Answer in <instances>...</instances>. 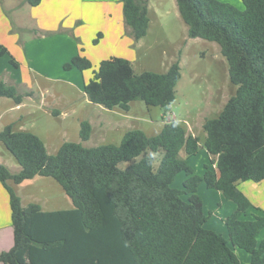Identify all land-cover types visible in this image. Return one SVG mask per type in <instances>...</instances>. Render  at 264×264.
I'll return each instance as SVG.
<instances>
[{
	"label": "trees",
	"instance_id": "1",
	"mask_svg": "<svg viewBox=\"0 0 264 264\" xmlns=\"http://www.w3.org/2000/svg\"><path fill=\"white\" fill-rule=\"evenodd\" d=\"M27 1L35 6L41 0ZM122 1L125 21L139 40L149 29L148 0ZM242 2L243 7L222 0H176L188 36L219 44L230 81L237 86L218 116L204 122L203 144L176 119L153 136L131 129L118 145L87 147L67 141L54 154L31 131L12 125L0 131V141L20 165L18 172H12L0 164V183L9 196L14 229V244L0 253L1 262L241 264L232 247L237 245L251 255L250 264H264V239L258 241L264 214L244 218L252 203L238 187L241 181L264 179V0ZM101 36L99 32L94 43ZM7 53V47L0 45V55ZM10 62L18 66L13 56ZM64 68L92 69L84 85L89 101L126 111L138 99L168 107L181 78L179 60L166 72L136 73L127 58L110 56L94 68L89 57L78 53ZM0 97L17 105L23 102L16 86L2 80ZM80 134L83 140L90 138L89 121L81 122ZM201 147L211 158L203 174H197L188 159ZM182 149L187 158L180 157ZM153 152L158 156L150 158ZM180 173L186 179L177 188L173 182ZM38 175L59 182L73 207L44 210L36 202L22 205L9 182L21 184ZM202 182L237 205L225 219L228 238L205 226L209 216L198 194Z\"/></svg>",
	"mask_w": 264,
	"mask_h": 264
},
{
	"label": "rangeland",
	"instance_id": "2",
	"mask_svg": "<svg viewBox=\"0 0 264 264\" xmlns=\"http://www.w3.org/2000/svg\"><path fill=\"white\" fill-rule=\"evenodd\" d=\"M98 1L81 8L97 10ZM222 1L243 7L242 0ZM150 5V33L140 46L134 47L128 35H124L121 42H116L115 38L104 46H95L92 40L98 34L92 33L87 25L80 33L84 39L81 44L94 62L99 58L96 56L107 58L120 54L131 61L136 73L145 70L166 72L175 59L179 60L181 78L176 86V98L168 108L150 106L138 99L132 101L130 109L126 111L118 106L109 109L89 101L84 85L92 76V69L80 71L77 68H64V64L71 60L76 42L64 36L38 37L36 43L39 49H32V55L26 61L20 60L15 51L0 55V80L15 85L18 92L23 94V105L19 107L11 98L0 97V131L6 125H12L15 130L31 131L44 141L48 152L54 154L67 141L79 142L87 147L109 143L118 145L125 132L131 129H142L149 136L156 135L169 120V114L173 113L172 120H179L187 133L199 136L203 144L206 138L204 122L207 118L218 116L236 92L237 86L229 78L228 61L218 43L188 36V26L179 13L176 0H151ZM116 10L114 7L112 15L117 18ZM75 12L77 14L78 10ZM87 19L85 16L83 21ZM114 33L117 35L116 31ZM11 56L19 58L17 67L10 62ZM43 89L51 90L56 97L50 93L44 96ZM31 91L33 94L27 95ZM82 121L91 124L88 140L81 138ZM179 155L187 158L184 149ZM188 161L197 174H201L210 162L206 149L202 147ZM0 164L9 165L12 172L20 170L16 169L20 165L1 141ZM210 166L214 165L210 163ZM184 179V173L178 174L173 185L182 188ZM11 185L24 206L36 202L44 209L73 207L61 184L52 177L38 175L19 185L11 182ZM205 189L207 186L203 183L198 194L204 201L207 200L211 205L208 208L216 214L218 203L208 201ZM215 197L212 192L211 198ZM7 224H11V210L5 190L4 195L0 192V227ZM5 235L0 231V251L7 246L4 242L9 238Z\"/></svg>",
	"mask_w": 264,
	"mask_h": 264
},
{
	"label": "crops",
	"instance_id": "3",
	"mask_svg": "<svg viewBox=\"0 0 264 264\" xmlns=\"http://www.w3.org/2000/svg\"><path fill=\"white\" fill-rule=\"evenodd\" d=\"M94 1L97 2V0H41L39 4L34 6L31 5L27 0H0V45L6 46L10 53H12V51H15V53L20 57V60L26 61V59L32 55V49H39L37 45L38 43H36L38 37L49 38L55 36H64L65 38H71V40L76 42L73 44L72 57L78 53L85 54L91 59L94 68H96L99 62L102 59H105V57L102 55L96 56L99 58H96L97 60L96 62H94L91 58V54L88 53L87 50L85 51V46L81 44L83 43L84 39L82 37V34H80L81 32L83 33L84 25H87L91 29L92 33H102V36L99 38L97 44L93 42L95 38L92 40L93 45H97L98 47L101 45H106L107 42H111V40L115 38L116 42H121L124 35H128L130 37L129 42L131 44H135L133 45L134 47L140 46L143 43L145 36L140 38L139 40H135L132 34L131 27L125 21L122 0H99L97 3V10L89 7L81 8L82 6L85 7L90 2ZM150 1L151 0H149L148 2L149 9L151 8L150 6H152L150 5ZM114 7L117 8V18L113 17L112 15ZM76 9L78 10L77 14L75 12ZM85 16L88 17V22L83 21L85 19ZM115 31L117 32V35L114 33ZM149 33L150 22L148 33L146 34V36L149 35ZM151 45L153 44L151 43ZM93 56L94 55H92V57ZM111 56L121 55L118 54ZM18 59H16V61ZM31 92H29V95L33 94V92ZM43 93L44 96L45 93L54 95L51 90L48 92L47 90L43 89ZM53 97H56V95H54ZM22 105L23 102L19 105L16 104V107ZM208 156L210 160L211 156L209 155V153ZM8 167L10 166L8 165ZM16 169L19 170L20 167H16ZM203 172L204 171H202L201 174H203ZM184 176L186 179L185 174ZM203 183L205 182H202L199 185L198 193ZM238 187L252 203L251 207H249V209L247 210L244 218L252 219L254 215L264 214V179L258 182L252 180L241 181L238 184ZM5 190V187L0 183V192L2 195L5 194ZM205 191L207 192V195L209 197L208 201H213V204L216 202L218 203L215 209L216 214H214V212L208 208L209 204L207 200H203L205 212L209 216L205 226L209 229L223 234L228 238L229 229L225 222V219L236 210L237 205L233 201L226 199L224 195L215 188L207 186V189H205ZM212 192L216 195V199L211 198ZM69 208L43 209L57 210ZM0 231L6 233L7 235L5 236L9 238L8 241L4 242L7 243V246L1 249V253L4 250H9L13 246L14 229L11 224H7L6 226L0 227ZM263 239L264 228L259 233L258 241H261ZM232 247L238 258L240 259L241 264H250L251 255L245 249L237 245H233ZM0 264L4 263L0 261Z\"/></svg>",
	"mask_w": 264,
	"mask_h": 264
},
{
	"label": "clouds",
	"instance_id": "4",
	"mask_svg": "<svg viewBox=\"0 0 264 264\" xmlns=\"http://www.w3.org/2000/svg\"><path fill=\"white\" fill-rule=\"evenodd\" d=\"M177 123H179V121H177ZM157 156H158V153H155V152L149 154L150 158H155Z\"/></svg>",
	"mask_w": 264,
	"mask_h": 264
},
{
	"label": "built area",
	"instance_id": "5",
	"mask_svg": "<svg viewBox=\"0 0 264 264\" xmlns=\"http://www.w3.org/2000/svg\"><path fill=\"white\" fill-rule=\"evenodd\" d=\"M168 118H169L168 121L172 120V118H173V113H170Z\"/></svg>",
	"mask_w": 264,
	"mask_h": 264
}]
</instances>
